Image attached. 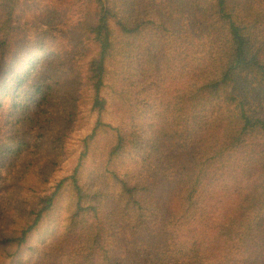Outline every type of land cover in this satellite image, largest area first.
<instances>
[{"label": "trees", "instance_id": "1", "mask_svg": "<svg viewBox=\"0 0 264 264\" xmlns=\"http://www.w3.org/2000/svg\"><path fill=\"white\" fill-rule=\"evenodd\" d=\"M83 79L97 119L48 187ZM4 223L0 264L44 223L33 264H264V0H0Z\"/></svg>", "mask_w": 264, "mask_h": 264}, {"label": "rangeland", "instance_id": "2", "mask_svg": "<svg viewBox=\"0 0 264 264\" xmlns=\"http://www.w3.org/2000/svg\"><path fill=\"white\" fill-rule=\"evenodd\" d=\"M66 6L72 10L71 16L72 18H74L75 17L74 13L76 12L75 10L79 7V4H66ZM32 10H34V8H32ZM63 46L64 47H61L59 49L62 54H64L63 49H68L65 41L63 43ZM40 57H42V54H38L36 56V58H40ZM68 66H70V69L73 66V68L75 69L76 75L83 74L84 71L86 70L85 61L75 62V60H72L68 63ZM112 71H114V67L110 66L109 73L106 76L104 87L101 93V95L105 98L106 103H107L105 111L103 112L101 116V119L104 122L110 123L113 126H118L122 124L123 116L120 112H118L117 107H116L117 100L115 99V96L117 95L115 94L117 92L115 88L113 87L115 83H114V77H112V74H111ZM86 86L87 85L85 84V79H83L79 85L77 84L76 86L72 87L73 93L70 94L68 92L66 96L67 100H74V103H72V106L76 107L77 110H80V112L76 115L77 120H76L75 127L72 130V132H69V135L67 136L66 140H65L66 133L58 134V139L55 140L59 144L63 143L64 147H63L62 154L61 152L54 149L55 142H52L51 145H47L49 147H47L48 149L45 151V154H48L50 156V159H52L53 163L51 164H54V162H56L57 164V166H55L56 172L53 175V177H51L50 179L51 181L49 182L48 187L54 186V184L60 178L71 173V169L74 167V165L77 164L78 156L83 151V148H84L83 140L86 136L90 135L91 129L95 125L97 114H95L94 112H91V109L89 107L91 90L87 89ZM77 104L78 105L80 104V106H77ZM218 115L220 114L219 113L213 114L214 117ZM58 154L59 156L55 157ZM220 154L215 156L210 163L211 164L215 163L216 165L218 163ZM89 158L91 159L92 156H89ZM44 159H45V156H44ZM92 165L94 168V163H92ZM28 195L31 197V196H35L36 193L32 192L31 194H28ZM59 207L60 208L58 211H59L60 216H62L66 210V205L65 203L63 204V201H62L59 204ZM253 215L254 214H248L246 216L252 217ZM8 227H9V223H7V225L6 223L0 225L1 231H5ZM52 236H53V231L48 228V224L47 223L42 224L41 226H39V228L37 229L35 234L32 236L31 241H30V244L33 246L34 252L33 251L32 252L20 251L19 254L16 253L14 258L7 256L4 262L7 264H33L37 262L36 252L39 251V249L43 245L47 244L52 238ZM0 256L1 258H3L2 255Z\"/></svg>", "mask_w": 264, "mask_h": 264}]
</instances>
